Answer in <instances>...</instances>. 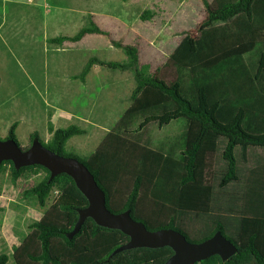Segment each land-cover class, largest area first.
Returning a JSON list of instances; mask_svg holds the SVG:
<instances>
[{
	"label": "trees",
	"instance_id": "1",
	"mask_svg": "<svg viewBox=\"0 0 264 264\" xmlns=\"http://www.w3.org/2000/svg\"><path fill=\"white\" fill-rule=\"evenodd\" d=\"M216 1H220L217 7L204 0L206 16L198 27L203 37L198 39L189 31L185 32L187 50L197 55V60L181 63L175 52L168 59L176 72L171 82L155 72H143L141 67L149 68V65H140L139 48L120 40H113V43L126 53V61H106L94 56L81 73L85 79L95 64L132 71L136 84L130 96L131 104L118 122L119 128L134 123L140 115L142 119L134 128L137 132L153 121L162 127L174 119L184 118L187 128L178 157L172 150L165 152L135 142L121 135L118 129L116 132L111 130L97 150L82 159L65 153V146L72 136L86 134L87 130L77 124L55 128L51 118V139L44 142L34 131L30 141L32 143L38 137L51 150L84 162L105 191L106 204L112 211L130 209L132 216L145 223L148 229L171 227L191 241L204 240L221 230L238 248L226 260L213 254L195 264H264V207L261 206L264 190L257 188L263 183L261 175L249 181L250 190L254 188L250 193L253 200H259V208L253 209V205L249 209L251 215L242 213L236 219L234 234H227L224 229L227 223L217 220L208 233L191 239L182 225L183 215L204 214L212 208L215 199L213 181L217 176L212 159L220 142L226 161L219 182L222 188L240 179L238 148L242 159H247L251 147L264 149V131H257L264 120V32L261 31L264 27L254 19L256 12H264V0ZM152 15L153 11L146 9L141 17L147 19ZM87 20L75 34L55 36L51 42L78 41L88 33L108 34L91 14ZM237 22L253 30L252 36L230 43L213 41L219 34L216 26H231ZM208 37L214 47L207 43ZM200 40L207 46L200 44ZM230 56L232 59L239 56L238 63L228 61ZM245 72V83L250 88L247 93L238 88L241 83L233 82ZM17 125V121L11 124L5 138L17 140ZM5 173L14 184L21 177L40 175L39 180L22 191L21 197L41 206L47 204L52 192L58 193L57 201L40 219L28 224L29 232L21 244L14 247L17 264H163L173 253L170 246L136 247L111 256L129 236L120 229L101 226L91 217L69 238L66 233L73 229L79 217L78 210L88 205L87 197L74 179L64 172L51 178L50 170L41 164L16 168L11 160H3L0 163V192ZM8 259L7 253H0V264H6Z\"/></svg>",
	"mask_w": 264,
	"mask_h": 264
},
{
	"label": "rangeland",
	"instance_id": "2",
	"mask_svg": "<svg viewBox=\"0 0 264 264\" xmlns=\"http://www.w3.org/2000/svg\"><path fill=\"white\" fill-rule=\"evenodd\" d=\"M4 1V0H1ZM213 6L220 1L209 0ZM78 5V6H77ZM99 13H110L112 24L108 34H87L78 41L51 42L59 35H73L88 22L81 21L73 9L81 8ZM146 9L153 15L141 17ZM77 10V9H76ZM262 14V15H260ZM206 16L204 0H5L0 2V139H5L9 127L18 122L16 136L23 148L30 146V134L36 131L48 142L51 139L49 120L55 128L77 124L87 130L86 134L74 135L66 143L65 153L79 158H88L98 144L112 130L125 134L150 147L172 150L179 156L182 138L187 128L184 118L174 119L159 127L157 122L140 131H134L142 119L125 126L124 132L114 126L121 114L131 104V93L136 84L130 70L111 69L97 64L83 79L81 75L91 57L102 60L124 62L128 56L113 40L136 45L140 51L142 71L155 72L171 82L176 76L174 66L168 63L172 54L177 53L181 63H190L198 56L187 50L186 31L201 39L198 27ZM256 23L264 27V12H256ZM121 20L130 24V30L119 32ZM243 21V20H242ZM228 24V23H220ZM219 34L217 42H236L247 39L254 33L238 22L231 26H216ZM264 32V28L261 30ZM110 32V33H109ZM99 34V35H98ZM89 37V38H87ZM87 38V39H86ZM207 43L214 47L208 37ZM200 44H203L200 40ZM203 46H207L203 44ZM175 52V53H174ZM232 60L238 63L239 56ZM247 73L239 75L233 82L247 93ZM264 113V107H262ZM264 119V118H262ZM114 126V127H113ZM257 131H264L262 127ZM223 143L220 142L213 156L215 199L211 210L204 214L189 213L182 216V225L191 239L208 233L217 220H223L224 229L234 234V223L242 213L251 215L249 210L259 208V200H253L249 181L261 175L263 183L257 188L264 190V149L251 147L247 159H242L240 149L236 150L240 179L226 187L219 186L226 161L222 156ZM253 175V176H252ZM40 175L21 177L15 184L7 173L2 176L0 192V239L3 244L0 253L8 254L6 264H16L12 242H19L29 231L28 224L40 219L57 201L58 193L52 192L45 206L29 198L21 197L25 188L32 186ZM129 177V175H128ZM259 189L257 191H259ZM250 194V198L246 194ZM248 194V195H249ZM253 203V204H252ZM264 207V203H261ZM253 213V212H252ZM232 222V224H231ZM230 226V228H229ZM8 241V242H7ZM12 246V247H11Z\"/></svg>",
	"mask_w": 264,
	"mask_h": 264
},
{
	"label": "water",
	"instance_id": "3",
	"mask_svg": "<svg viewBox=\"0 0 264 264\" xmlns=\"http://www.w3.org/2000/svg\"><path fill=\"white\" fill-rule=\"evenodd\" d=\"M3 160H11L16 168L41 164L50 170L51 178L61 172L69 174L87 197L88 205L78 210L79 217L73 229L66 235L72 238L80 231L88 217L101 226L120 229L129 239L118 246L111 256L136 247L170 246L173 253L163 264H195L213 254H218L226 260L238 250L221 230L204 240L191 241L184 233L171 227L148 229L145 223L132 216L130 209L112 211L106 204L105 191L84 162L75 156H66L51 150L38 137H35L27 148L21 147L14 138L0 139V163Z\"/></svg>",
	"mask_w": 264,
	"mask_h": 264
},
{
	"label": "crops",
	"instance_id": "4",
	"mask_svg": "<svg viewBox=\"0 0 264 264\" xmlns=\"http://www.w3.org/2000/svg\"><path fill=\"white\" fill-rule=\"evenodd\" d=\"M0 2H5V0L4 1H1L0 0ZM78 6V5H77ZM77 9V10H76ZM76 9H73V12H77V15H76V17L79 19V17H80V19H81V21H84V18L85 17H87L89 14H91L92 15V18H93V20L102 28V29H104V30H109V25L110 24H112L113 25V20L111 19L112 18V15L110 14V13H106V12H104V13H99V12H97V11H95L94 9H92V10H89V9H85L83 6H81V8H76ZM120 22V26L118 27V30H119V32L120 33H122L123 31H124V34H125V32L127 31V30H130V24H129V22L128 21H126V20H121V21H119ZM109 24V25H108ZM110 33V32H109ZM88 34H90V33H88ZM91 34H93V33H91ZM95 34V33H94ZM87 35V34H86ZM85 35V36H86ZM96 35V34H95ZM99 35V34H98ZM84 36V37H85ZM97 36V35H96ZM83 37V38H84ZM87 38H89V37H87ZM86 38V39H87ZM127 42V40H125V42L124 43H126ZM140 52V51H139ZM96 66H98L97 64H95ZM96 66H94V67H96ZM175 72V71H174ZM163 78V77H162ZM130 106V105H129ZM128 106V107H129ZM127 107V108H128ZM126 108V109H127ZM125 109V110H126ZM125 112V111H124ZM122 115L123 114H121V116L118 118V120H117V122L115 123V125L114 126H118V122L120 121V119H121V117H122ZM141 116V115H140ZM139 117V116H138ZM142 117V116H141ZM154 122H156V121H153V122H150V123H148L147 125H149V124H152V123H154ZM146 125V126H147ZM113 126V127H114ZM122 129H123V131H124V127H121ZM121 134V133H120ZM121 135H124V136H126L125 134H121ZM127 137V136H126ZM130 139V138H129ZM131 140H133V141H135V142H138L137 140H135V139H131ZM138 143H140V142H138ZM100 144L101 143H99L98 144V147L100 146ZM140 144H142V145H146V144H144V143H140ZM148 146V145H147ZM97 147V148H98ZM150 147V146H149ZM151 148H153V147H151ZM153 149H157V148H153ZM97 150V149H96ZM95 150V151H96ZM29 232V231H28ZM27 232V233H28ZM27 233H25V235L27 234ZM25 235L24 236H22V238H21V240L19 241V242H17V244L15 243V242H12L11 243V245L12 244H15V246H19L20 244H21V242H22V240H23V238L25 237ZM8 242V241H7ZM3 244V242H2V240L0 239V245H2ZM15 246H13V253H14V247ZM2 246H0V248H1ZM12 247V246H11ZM12 255H14V254H12ZM15 262H16V258H15ZM16 264H17V262H16Z\"/></svg>",
	"mask_w": 264,
	"mask_h": 264
}]
</instances>
